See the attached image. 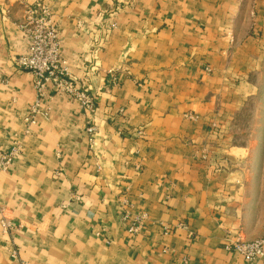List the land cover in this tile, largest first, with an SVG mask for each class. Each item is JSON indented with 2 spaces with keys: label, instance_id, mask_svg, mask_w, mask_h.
<instances>
[{
  "label": "crops",
  "instance_id": "1",
  "mask_svg": "<svg viewBox=\"0 0 264 264\" xmlns=\"http://www.w3.org/2000/svg\"><path fill=\"white\" fill-rule=\"evenodd\" d=\"M38 1L93 110L16 66ZM262 71L264 0H0V264H257L226 245L264 237V154L232 143Z\"/></svg>",
  "mask_w": 264,
  "mask_h": 264
},
{
  "label": "built area",
  "instance_id": "2",
  "mask_svg": "<svg viewBox=\"0 0 264 264\" xmlns=\"http://www.w3.org/2000/svg\"><path fill=\"white\" fill-rule=\"evenodd\" d=\"M22 30L29 41L28 51L17 55L15 63L19 69L33 73L36 99L39 100L45 94L46 86L50 84L56 92L66 93L82 101L88 110H93L92 95L86 90L77 89L76 81L62 56L59 30L48 5L43 1L30 4L27 7V16L22 24ZM33 110L34 113L27 118L31 123L36 122L35 117L39 112L36 108ZM89 130L91 131L92 128ZM21 149V144L15 142L8 151L0 153V171L9 170L11 162ZM140 225V221L134 222L129 231L137 232ZM2 226L9 231L13 228V223L4 220ZM227 241L226 248L241 255L246 262L264 264V237L254 240L237 237L228 238Z\"/></svg>",
  "mask_w": 264,
  "mask_h": 264
},
{
  "label": "rangeland",
  "instance_id": "3",
  "mask_svg": "<svg viewBox=\"0 0 264 264\" xmlns=\"http://www.w3.org/2000/svg\"><path fill=\"white\" fill-rule=\"evenodd\" d=\"M253 80L256 84L258 83V94L246 102L243 112L237 118L232 131V143L248 146V148L253 145V153L259 147L262 150L261 153L264 154V71L254 76ZM254 166L255 164L253 168Z\"/></svg>",
  "mask_w": 264,
  "mask_h": 264
}]
</instances>
